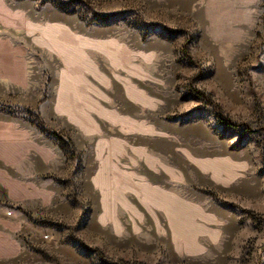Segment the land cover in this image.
Wrapping results in <instances>:
<instances>
[{
  "label": "rangeland",
  "instance_id": "1",
  "mask_svg": "<svg viewBox=\"0 0 264 264\" xmlns=\"http://www.w3.org/2000/svg\"><path fill=\"white\" fill-rule=\"evenodd\" d=\"M12 1L35 11L57 8L77 28L102 25L133 43L166 40L168 60L159 67L165 119L178 123L181 144L204 141L212 153H235L245 168L224 189L172 185L185 196L207 197L211 232L191 251L176 248L150 214L125 217L117 227L103 224L86 200L89 188L78 175L69 132L51 128L38 109L28 108L35 93L0 84V116L39 130L61 157L54 203L25 212L27 225L17 235L22 253L0 264H264V0ZM28 54L31 82L51 87L56 61L34 48Z\"/></svg>",
  "mask_w": 264,
  "mask_h": 264
},
{
  "label": "crops",
  "instance_id": "2",
  "mask_svg": "<svg viewBox=\"0 0 264 264\" xmlns=\"http://www.w3.org/2000/svg\"><path fill=\"white\" fill-rule=\"evenodd\" d=\"M72 18L51 6L35 11L0 0V84L35 93L28 108L69 132L98 222L117 227L125 217L150 214L176 248L193 250L211 232L207 197L185 196L172 185L227 188L242 178L243 159L212 153L204 141L180 143L178 123L163 111L166 40L133 43L102 25L77 28ZM29 48L56 61L51 87L31 82ZM60 159L56 143L39 130L0 116L1 263L22 253L17 235L27 225L25 212L54 203Z\"/></svg>",
  "mask_w": 264,
  "mask_h": 264
},
{
  "label": "bare ground",
  "instance_id": "3",
  "mask_svg": "<svg viewBox=\"0 0 264 264\" xmlns=\"http://www.w3.org/2000/svg\"><path fill=\"white\" fill-rule=\"evenodd\" d=\"M136 186V185H135Z\"/></svg>",
  "mask_w": 264,
  "mask_h": 264
}]
</instances>
